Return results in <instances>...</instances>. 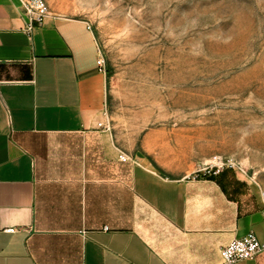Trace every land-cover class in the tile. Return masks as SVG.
Listing matches in <instances>:
<instances>
[{
  "label": "crops",
  "instance_id": "obj_1",
  "mask_svg": "<svg viewBox=\"0 0 264 264\" xmlns=\"http://www.w3.org/2000/svg\"><path fill=\"white\" fill-rule=\"evenodd\" d=\"M27 22L0 0V264H223L235 238L264 244V195L246 179L171 176L100 126L108 74L87 21Z\"/></svg>",
  "mask_w": 264,
  "mask_h": 264
},
{
  "label": "rangeland",
  "instance_id": "obj_2",
  "mask_svg": "<svg viewBox=\"0 0 264 264\" xmlns=\"http://www.w3.org/2000/svg\"><path fill=\"white\" fill-rule=\"evenodd\" d=\"M47 1L92 25L127 154L171 176L223 160L264 195V0Z\"/></svg>",
  "mask_w": 264,
  "mask_h": 264
},
{
  "label": "built area",
  "instance_id": "obj_3",
  "mask_svg": "<svg viewBox=\"0 0 264 264\" xmlns=\"http://www.w3.org/2000/svg\"><path fill=\"white\" fill-rule=\"evenodd\" d=\"M20 1V10L28 18L27 22V31H31L34 27V24H42L44 20L50 16L51 10L47 0H19ZM88 28L93 30L91 24L88 23ZM98 66L99 70L106 73L105 60L101 55L99 49L98 57ZM101 127H107L100 123ZM122 160H128L129 156L126 153L120 154ZM227 163L223 160L219 164H205L200 169H197L193 173V177L196 179L207 178L220 173L221 168L225 167ZM229 167L236 166L235 163L230 162ZM107 229V228H106ZM14 231V229H10ZM264 249V244H262L255 233L249 232L243 237L235 238L228 245L224 246L221 250V255L223 258V264H238L240 261L247 259H254L260 251Z\"/></svg>",
  "mask_w": 264,
  "mask_h": 264
},
{
  "label": "trees",
  "instance_id": "obj_4",
  "mask_svg": "<svg viewBox=\"0 0 264 264\" xmlns=\"http://www.w3.org/2000/svg\"><path fill=\"white\" fill-rule=\"evenodd\" d=\"M211 177H213V176H211Z\"/></svg>",
  "mask_w": 264,
  "mask_h": 264
}]
</instances>
